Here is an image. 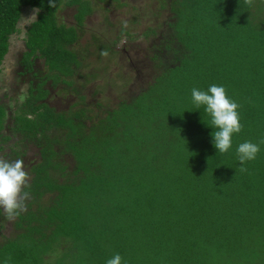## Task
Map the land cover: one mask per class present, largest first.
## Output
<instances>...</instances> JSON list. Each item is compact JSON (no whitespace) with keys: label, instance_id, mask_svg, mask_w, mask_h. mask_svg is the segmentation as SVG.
Returning a JSON list of instances; mask_svg holds the SVG:
<instances>
[{"label":"trees","instance_id":"1","mask_svg":"<svg viewBox=\"0 0 264 264\" xmlns=\"http://www.w3.org/2000/svg\"><path fill=\"white\" fill-rule=\"evenodd\" d=\"M95 1L0 0V73L27 8L41 11L25 41L28 72L40 52L46 69L58 55L66 75H75L70 66L81 63L66 44L77 30L57 23V14L75 7L79 24L96 20L85 8ZM158 2L168 21L141 36L123 28L104 48L122 55L125 40L143 47L134 57L125 53L135 86L116 108L89 105L81 90L78 102L68 99L75 110H61L53 83L34 73L30 118L18 128L46 147L23 189L27 207H37L13 216L0 209V227L15 219L18 230L0 242L4 264H106L115 254L122 264H264V0ZM213 84L239 105L241 131L224 153L212 145L216 129L204 124L210 116L191 98L193 88ZM5 120L0 106V137ZM244 141L260 151L241 170L236 147ZM66 154L76 163L72 172Z\"/></svg>","mask_w":264,"mask_h":264},{"label":"rangeland","instance_id":"2","mask_svg":"<svg viewBox=\"0 0 264 264\" xmlns=\"http://www.w3.org/2000/svg\"><path fill=\"white\" fill-rule=\"evenodd\" d=\"M109 1L110 0H99V2L95 1L92 2V5L89 4L85 6V8H94V14L97 15V19L93 20V17H89L84 24V27L79 29V37L76 43L73 45V49L77 53L78 57L81 58V65L79 69H75V72L77 71L75 75H66L67 73L64 69L68 67L57 64L56 61L60 59L58 55H53V60L47 64V69L45 68L43 62L40 61L37 63L39 64L37 67L38 72L40 74L42 73L41 76L44 77L45 75H47L46 78H49L47 85H49L50 83H53L54 85H51V88L49 90L57 89L54 93L59 94V97L63 100V107L64 105H67L66 100H68L69 98H75L74 102H78V99L76 98H78V93L81 90L83 92L86 91V101L89 105L92 104L96 107L101 105L103 109L116 108V103L128 99L130 96L128 90L135 85L134 77H131L130 71L128 70V73L125 71L129 68V59H127L125 53L134 57L135 52L141 54L140 50L143 47L141 46V44H136L135 46L130 47L127 40H125L122 43V48L125 49V53L122 52V55L113 54L110 52L107 53L105 52L104 48L107 46L111 48L113 45H115L114 40L116 39L115 36H117L118 30L120 31L123 28H127L128 30L131 29L135 31L137 36H141L148 29V27L154 26L153 24L155 22L164 23L168 21L167 17L170 16V13L167 9L160 8L161 6L160 4H158V0H125L126 7L124 8H119V6L113 2L112 4H110L111 7L107 8L108 5L106 6V3L104 2L108 3ZM100 2L104 4L99 6ZM128 3L136 5L137 7L131 8L130 6H128ZM262 7L263 12L262 15H260V18L263 21L264 5ZM79 8L82 7L79 6ZM135 20L136 23H134ZM24 27L25 24H21V31L11 40L13 43H15L11 50V63H13L16 58L19 57L17 55L22 53V41L25 42V39L27 38ZM143 46L146 50L147 46ZM38 53V59L43 58V54L40 52ZM46 57L51 56L50 54H48ZM19 72L20 71H18L17 74H19ZM67 81H72L74 83V86L73 84L72 87L67 86L69 84V82ZM57 83L60 84L57 88H55V85ZM74 87H77L78 91H75ZM54 98L55 97H52V100ZM18 99L20 100L19 102ZM26 99V92L24 88L22 89L19 77L17 75H11L8 71V68L5 69L4 67V70L0 73V105L4 106L7 111V131H10V123L14 118L17 119L18 125V120H20L21 122V119H26L27 116L29 117V115L27 114V106H22V103ZM28 108L31 107L28 106ZM71 108L72 106L70 107V109ZM74 110L75 108L71 109L72 112ZM14 112L16 113V115ZM13 124L14 121L11 126ZM90 125H92L91 122L88 123V126ZM86 132H89V130H87ZM56 133L57 131H55V133H51L50 135L53 136L56 135ZM45 148L46 147H43L41 149L42 154L44 153ZM59 148L60 145H56L55 149L59 150ZM62 159H65V165L68 167V172H72L74 170V167L76 166V163L74 164V161L68 156V154L64 155ZM56 177H58L60 181L62 180V182L65 181V176L62 174V172H57ZM24 204V212L36 210L37 204H33L31 209L27 207L28 203L24 202ZM14 220L15 219L9 221L4 229L0 227V242L6 241L10 236H12L13 233L18 232V230L14 228ZM1 223L2 221L0 220V226Z\"/></svg>","mask_w":264,"mask_h":264},{"label":"clouds","instance_id":"3","mask_svg":"<svg viewBox=\"0 0 264 264\" xmlns=\"http://www.w3.org/2000/svg\"><path fill=\"white\" fill-rule=\"evenodd\" d=\"M191 98L197 108L204 106L205 113L211 118L208 123H203L216 129L210 133L216 152H228L232 147L233 134L239 133L242 127L237 111L239 105L227 96L222 85H210L206 91L193 88ZM259 151V144L251 141H244L236 147L241 170H244L245 162L256 158ZM27 183L28 174L22 160L9 161L0 157V209L9 216L19 215L25 210L28 193L23 189ZM0 264L4 262L0 261ZM106 264H122V258L115 254Z\"/></svg>","mask_w":264,"mask_h":264},{"label":"flooded vegetation","instance_id":"4","mask_svg":"<svg viewBox=\"0 0 264 264\" xmlns=\"http://www.w3.org/2000/svg\"><path fill=\"white\" fill-rule=\"evenodd\" d=\"M96 2H99V1H96ZM112 2L116 3V5H118L119 8L126 7L125 0H110L108 2V4H106V6L108 5L107 8L111 7L110 4H112ZM103 4H102V2H100L99 6H101ZM128 6H130L131 8L137 7L136 5H133L130 3H128ZM26 9L27 8L23 9L22 18L20 19V23L22 25L25 24L24 29H25V34L27 35L26 36L27 38L25 39V41H27L29 32L33 29V26L40 21V17H41V11L34 9V10H30V11H28V13H26V11H27ZM77 15H78V12L75 10V7H71V8H67V7L65 8L64 7V8H62V11L60 10L57 14V23L65 24L69 27H75L77 30L76 34H77V40H78L79 29L84 27L83 24H85L87 19L91 16L87 17L84 20L83 24H79V22L77 20ZM75 17H76V19H75ZM116 40L117 39L114 40V43ZM22 43H23L22 53L17 55L19 57L16 58V60L13 63H11V60H12V58H10V56L12 54L11 50H12L13 45L15 44L12 42L11 47H10V51L4 60L3 66L5 67V69L8 68V71L10 72L11 75H14V76L17 75L19 77V81L22 85V89L24 88V90L26 92V97H27V100H25V102L22 103V106H23V105H27V101L30 98L29 88L33 84L34 85L38 84L37 79H44V77L41 76L42 73L40 74L38 72L37 67L39 64H37V63L41 61L45 65L46 59H44V58L38 59L39 53H36L35 58L37 57V60L34 63V71H33V73H29L28 72L29 68H27V66L24 63V55L28 52V50L26 47V43L23 41H22ZM75 43L76 42H74L73 44H66V45L68 46L67 48L70 52L77 55V53L73 49V45ZM24 47H25V51H24ZM33 58H32V60H33ZM77 60L81 61V58L78 57ZM8 65H9V67H8ZM76 68H77L76 63L72 64L70 66L71 70H75ZM18 71H20L19 74H17ZM34 73H37L40 78L37 77V79H34V77H35ZM19 90H21V89H19ZM53 94H55L54 91H53ZM8 95H10V94H8ZM53 97H55V99L57 98L54 95H53ZM53 102H55V103H53V105H57V107L61 110H69V108H70L69 100H66L67 105H64V107H63L64 102L57 103L56 100H54ZM2 107L4 108V110H6L4 106H2ZM6 118H7V111H6ZM15 120L16 119L14 118L10 123V131H7L6 120H5V127H4V130L2 132V137H0V157L7 159L9 161H14V160H18V159L22 160L23 166H24V168L28 174V182H29L33 177L32 173H33L35 166L39 165V162L42 160L41 149L43 148V146H41V144L44 145V141L42 142L41 137L38 136V138L36 140L29 142L26 139V137L24 136V134L20 132V130L18 128L20 126L16 125ZM13 121H14V124L11 126ZM31 144H33V145H31ZM25 202L28 203V199H26ZM2 211H3V209H2ZM3 213H5V212L3 211Z\"/></svg>","mask_w":264,"mask_h":264},{"label":"bare ground","instance_id":"5","mask_svg":"<svg viewBox=\"0 0 264 264\" xmlns=\"http://www.w3.org/2000/svg\"><path fill=\"white\" fill-rule=\"evenodd\" d=\"M29 8H30V7H29ZM20 39H22V38H20ZM23 40H24V39H23ZM32 86H33V85H32ZM32 86H31L30 88H32ZM30 88H29V90H30ZM4 90H5V89H4ZM26 98H27V97H26ZM16 100H17V99H16ZM26 100H27V99H26ZM19 101H20V100L18 99V102H19ZM23 101H24V100H23ZM24 102H25V101H24ZM18 104H19V103H18ZM18 106H19V105H18ZM23 106H24V105H23ZM24 107H25V106H24ZM18 108H19V107H18ZM18 108H17V109H18ZM22 108H23V107H22ZM15 110H16V109H15ZM22 111H23V110H22ZM9 113H10V112H9ZM14 113H15V112H14ZM19 114H23V113H19ZM15 115H16V113H15ZM12 118H13V117H12ZM12 118H11V119H12Z\"/></svg>","mask_w":264,"mask_h":264}]
</instances>
